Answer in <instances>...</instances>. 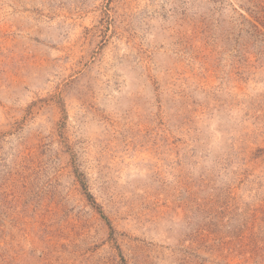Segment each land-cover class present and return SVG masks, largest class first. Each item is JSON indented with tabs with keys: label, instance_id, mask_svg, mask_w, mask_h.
Masks as SVG:
<instances>
[{
	"label": "rangeland",
	"instance_id": "rangeland-1",
	"mask_svg": "<svg viewBox=\"0 0 264 264\" xmlns=\"http://www.w3.org/2000/svg\"><path fill=\"white\" fill-rule=\"evenodd\" d=\"M0 264H264V0H0Z\"/></svg>",
	"mask_w": 264,
	"mask_h": 264
}]
</instances>
